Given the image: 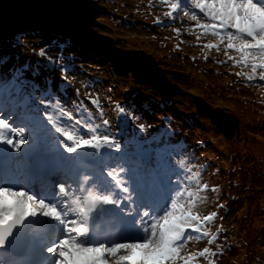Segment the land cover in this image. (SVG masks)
<instances>
[{"label":"rangeland","instance_id":"374dc122","mask_svg":"<svg viewBox=\"0 0 264 264\" xmlns=\"http://www.w3.org/2000/svg\"><path fill=\"white\" fill-rule=\"evenodd\" d=\"M94 1L101 12L95 13L92 28L111 37L118 46L147 50L169 79L230 113L235 118V130L230 129L226 134L196 105L187 91L160 100L156 88L138 82L129 69L113 65L115 62L108 56L106 59L99 49L90 46L93 51L87 52L78 41L79 37L59 29L30 32L27 29L34 31V27L25 25L13 37L0 40L5 44L1 47L4 54L0 59L7 62V73L11 66L8 57L29 60L30 67L39 71L31 75L28 69L22 72L21 67L17 69V78L23 81L18 88L33 98L26 103L27 111L35 113L34 108H37L41 116L53 115L55 122H51L50 135L36 130L31 123L23 121V108L15 107V94L0 92V119L8 121L14 129L10 133L14 141L24 140L19 149L15 142L0 141V188L26 192L32 197L34 206L44 205L38 213L26 217L31 249L28 247L18 260L6 264H57L58 253H50L47 249L55 247L65 237L67 217L57 219L45 213L49 207L68 212L66 203L72 199L82 202L89 194L109 198L110 202L101 199L97 206L113 209L119 222L126 226L124 243L144 242L151 235L150 222L145 215L150 196L141 189L145 192L154 189L151 200L159 208L161 203L171 205L169 195L163 190L165 182L179 185L183 179L181 190L171 186L169 191L177 196L176 201L180 198L178 206L193 192L197 194L193 208L204 214L208 212L210 237L206 241L193 240L188 244L190 247L183 246L182 254H197L192 264H264V146L259 150L255 146L239 149L236 145L245 141L246 146L252 137L264 141V81L259 79L261 69L254 72V67L264 62V53H253L245 58L235 51L230 52L232 44L239 41L229 37L250 38L233 29L219 31L226 26L213 24L196 8L194 0ZM254 2L262 6L264 0ZM193 15L201 24H209L208 28H199L191 20ZM232 57L236 59L233 61ZM119 68L125 73H118ZM47 79L52 81L48 83ZM134 82L143 87L136 88ZM57 84L63 86L59 89ZM7 93L12 94L10 101ZM55 94L61 98L58 111L51 108V97ZM233 95L239 97V102H230ZM235 112L245 114L242 123ZM104 120L109 123L105 125ZM57 128L85 140L93 136L103 139L108 135L115 144L77 148ZM169 129L171 134L166 141H160ZM159 134L162 136L156 141L146 140V136L151 138ZM122 139L130 142L123 144ZM232 141L237 151H229ZM53 142L66 150L71 147L81 151V156L66 158V154H62L57 160L61 163L59 167L53 169L48 164L42 175H33L32 179L22 181L15 176L16 173L20 177L17 172L23 161L28 164L35 160L47 162L61 154ZM142 142L148 147L146 162L140 160L141 151L134 150ZM156 144L163 145L165 150H155ZM173 145H178L176 150L170 148ZM110 151L114 152L107 154ZM6 153L10 157H6ZM103 154L109 156L92 166L90 161ZM84 155L93 159L82 158ZM123 156L141 163V168L134 169L133 165L123 162L120 159ZM78 160L85 162H74ZM167 162L170 166L182 163V179L167 175L163 168L168 166ZM178 168L176 166V170ZM153 169L155 176L151 174ZM110 173L117 176L119 184ZM37 180H41V186L36 184ZM14 186L19 189H13ZM61 187L66 192H62ZM159 210L157 219L165 214L163 209ZM72 215L74 218L76 212ZM98 224L99 221H92V226ZM42 228L44 235L38 236L36 232ZM77 239L86 246L81 238ZM100 245L111 247L116 243Z\"/></svg>","mask_w":264,"mask_h":264},{"label":"snow or ice","instance_id":"6c2138e0","mask_svg":"<svg viewBox=\"0 0 264 264\" xmlns=\"http://www.w3.org/2000/svg\"><path fill=\"white\" fill-rule=\"evenodd\" d=\"M194 3L197 9L214 22L213 24L226 26L221 27L219 31L233 29L250 38L241 39L236 35L229 37L239 41L232 44L230 52L235 51L245 58L253 53H264V6L258 5L254 0H194ZM191 20L203 30L209 26L206 23L201 24L195 15L191 17ZM235 59L236 57H232L233 61ZM257 68L261 69L259 79L264 81V62L254 67L255 73ZM92 103L95 104L96 101ZM123 111L121 107L120 112ZM46 118L50 122H55V117L51 114H48ZM103 123L107 125L109 121L104 120ZM13 131L8 121L0 119V141L6 140L9 144L15 142L16 148L19 149L24 144V140L14 141V138L10 136ZM57 131L73 141L77 148L82 145L99 147L101 144H115L108 135H104L103 139L93 136L92 139L85 140L74 137L62 128H57ZM74 150L71 147L68 149L69 152ZM110 175L117 184L120 183L115 174L110 173ZM60 190L66 192L64 187ZM101 199L105 203L110 202L108 197L89 194L82 202L79 199H72L70 203H66L65 207L70 209L68 212L62 213L58 207L48 208L45 213L48 216L57 219L67 217L64 226L65 237L60 239L55 247L47 249L50 253H58L57 264H181V262L185 264V261L192 264L197 254L185 256L182 254V248L185 241L191 239L186 229L193 232V227L185 226L182 231L178 229L173 223L174 211H167L162 218L150 223L148 230L151 235L144 242L116 244L111 247L84 246L78 243V235L85 232L83 221L88 219L89 211ZM179 199L178 197L177 202L172 205V209L178 207ZM43 206V203L34 206L32 197L26 192L0 188V247L5 246L15 225L21 223L24 218L38 213ZM72 212L78 213L79 216L71 218Z\"/></svg>","mask_w":264,"mask_h":264},{"label":"water","instance_id":"95a60500","mask_svg":"<svg viewBox=\"0 0 264 264\" xmlns=\"http://www.w3.org/2000/svg\"><path fill=\"white\" fill-rule=\"evenodd\" d=\"M101 12L94 0H0V40L13 37L25 25L35 29H59L83 38L90 46L129 69L133 77L158 89L165 99L187 91L196 105L226 134L235 130V118L200 95L179 87L162 72L153 56L139 47H123L111 37L92 28L95 13Z\"/></svg>","mask_w":264,"mask_h":264},{"label":"bare ground","instance_id":"6f19581e","mask_svg":"<svg viewBox=\"0 0 264 264\" xmlns=\"http://www.w3.org/2000/svg\"><path fill=\"white\" fill-rule=\"evenodd\" d=\"M32 29H34V31H32L31 29H27V31H30V32H40V31H54V30H56V29H46V30H42V29H35V28H32ZM68 32V31H67ZM68 34H70L69 32H68ZM72 37H78V36H76V35H72V34H70ZM6 39V38H5ZM8 39V38H7ZM73 39H76V38H73ZM88 43V42H87ZM88 52V51H87ZM159 54H162L163 52H158ZM110 58V57H109ZM4 65H5V62L4 61H0V79H4L5 77H6V72H5V69H4ZM197 79H199L198 77H197ZM60 97L59 96H56L55 98H53L52 99V107H53V109H55V110H59V107H60ZM230 102H233V103H236V102H239V97L238 96H235V95H233L232 97H231V100H230ZM253 108V110L255 111V105L252 107ZM258 111H259V108H258ZM237 115L239 114V112H235ZM240 115V123H242L243 121H242V119L244 118V116H245V114L244 113H242V114H239ZM243 125V127H244V124H242ZM221 141L223 142V144L224 143H226V141L224 140V139H221ZM234 141H232V142H229V146H228V149H229V151L230 152H233V151H237V149H236V147H234ZM237 146H239V149H245V147H250V148H252L253 146H255L257 149H261L263 146H264V141H262L261 139H259L258 137L257 138H254V137H252V138H249L248 139V141H247V145L245 146V141H243V142H241V143H239V144H236ZM10 163V162H9ZM113 169H116V168H113ZM68 171V170H67ZM158 173H160V172H158ZM152 174V173H151ZM141 187H143L142 185H141ZM154 189H152V190H149L148 192H145V190L143 189H141V191H142V193H146V194H148V196H151V194H153V193H151L152 191H153ZM125 196V195H124ZM126 197V196H125ZM137 198H138V193H137ZM142 198V197H141ZM144 198V197H143ZM141 203V202H140ZM146 208H147V210L149 211L148 213H147V216H148V220H149V222L151 221V218L152 217H156L157 215H158V209H157V207L155 206V204H149V202L147 201L146 202ZM93 213V212H92ZM83 227L85 228V231L86 230H88V229H90L89 228V226H86V225H83ZM99 229L98 228H95V232H97ZM136 231L138 232V233H140V231H139V228H137L136 229ZM118 234L121 236V229H119L118 230ZM102 236H107V233L106 232H102ZM91 237V236H90ZM90 240L92 241V240H94V238H90ZM4 247V246H3ZM3 247H0V249H2Z\"/></svg>","mask_w":264,"mask_h":264},{"label":"trees","instance_id":"16d2710c","mask_svg":"<svg viewBox=\"0 0 264 264\" xmlns=\"http://www.w3.org/2000/svg\"><path fill=\"white\" fill-rule=\"evenodd\" d=\"M25 31H26V29H25ZM78 39V41L79 42H81V45L88 51V52H92L93 51V49H91L90 48V45L89 44H87V43H84L83 41H81L79 38H77ZM8 40V39H7ZM15 40V39H14ZM11 43L12 42H7V44H9V45H11ZM3 45H5L4 44V42H1L0 43V58H2L3 57V54H2V50H1V47H3ZM94 51H96V50H94ZM104 57L107 59V57L104 55ZM113 65H117L116 64V62L113 64ZM118 66V65H117ZM119 67V66H118ZM110 69V68H109ZM108 69V70H109ZM120 69V68H119ZM124 70H118V73H122V74H124L125 72H123ZM171 80V79H170ZM173 81V80H172ZM174 82V81H173ZM135 83V82H134ZM175 83V82H174ZM142 84H144V83H142ZM179 87H181L178 83H176ZM4 85L5 86H7L8 88H13L14 86H15V82H14V79H8V80H6V82L4 83ZM138 86H140V87H143L141 84H138V83H135V87L136 88H138ZM126 88H128L129 89V87L128 86H125ZM158 90V89H157ZM132 92H134V91H132ZM158 92H159V94H158V97L160 98V100H162V98H163V95H162V93L158 90ZM127 93V92H126ZM224 152H225V150L224 149H222Z\"/></svg>","mask_w":264,"mask_h":264},{"label":"clouds","instance_id":"9594fccd","mask_svg":"<svg viewBox=\"0 0 264 264\" xmlns=\"http://www.w3.org/2000/svg\"><path fill=\"white\" fill-rule=\"evenodd\" d=\"M87 43V41H85ZM139 126V125H138Z\"/></svg>","mask_w":264,"mask_h":264}]
</instances>
